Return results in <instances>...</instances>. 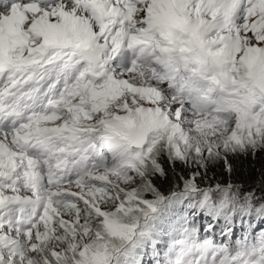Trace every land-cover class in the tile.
<instances>
[{"label":"snow or ice","instance_id":"1","mask_svg":"<svg viewBox=\"0 0 264 264\" xmlns=\"http://www.w3.org/2000/svg\"><path fill=\"white\" fill-rule=\"evenodd\" d=\"M264 0H0V264H264Z\"/></svg>","mask_w":264,"mask_h":264},{"label":"trees","instance_id":"2","mask_svg":"<svg viewBox=\"0 0 264 264\" xmlns=\"http://www.w3.org/2000/svg\"><path fill=\"white\" fill-rule=\"evenodd\" d=\"M264 166V158L258 159L252 163H249L246 166V170H245V177L248 175V171L247 170H254V179H259V172L261 170V167Z\"/></svg>","mask_w":264,"mask_h":264}]
</instances>
